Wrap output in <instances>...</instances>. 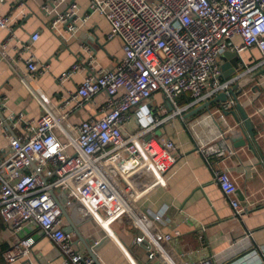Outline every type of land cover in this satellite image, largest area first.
Listing matches in <instances>:
<instances>
[{
  "label": "built area",
  "instance_id": "1",
  "mask_svg": "<svg viewBox=\"0 0 264 264\" xmlns=\"http://www.w3.org/2000/svg\"><path fill=\"white\" fill-rule=\"evenodd\" d=\"M88 9L107 21L106 37L120 39L122 55L106 67L87 49L85 58L78 56L57 76L63 83L84 71L82 81L53 105L35 83L50 69L32 53L39 33L19 41L11 11L0 14V29L6 31L0 40V60L15 72L41 111L36 118L23 111L0 116V126L10 125L7 146L0 149V216L5 232L18 238L2 253L4 264L31 252L35 237L23 235L26 228L38 229L54 242L62 264H96L80 251L73 232L64 230L61 205L102 225L104 218L108 224L130 223L140 230L135 243L145 247L149 259L163 255L170 264H214L208 258L192 263L167 252L136 204L161 183L174 160V140L158 129L170 117L167 110L182 119L185 112L227 92L240 77L239 67L246 71L255 66L242 59L245 50L257 49L264 62V0H89ZM40 11L51 31L63 24L71 34L89 16L79 17L74 0H44ZM12 39L14 56L7 48ZM226 51L237 54L238 60L233 75L224 78L221 57ZM100 93L105 99L98 105ZM180 98L186 101L182 105ZM88 103L98 105L99 114L71 121ZM233 105L228 98L218 110L222 113ZM5 108L1 99V114ZM200 148L206 158L233 153L225 139ZM214 179L240 217L245 205L236 197L235 181L221 171ZM164 212L148 213L149 219L165 222ZM173 232L179 234L177 229ZM245 236L249 238L250 232ZM262 251L264 247H257L251 253ZM254 264H264V258Z\"/></svg>",
  "mask_w": 264,
  "mask_h": 264
},
{
  "label": "crops",
  "instance_id": "2",
  "mask_svg": "<svg viewBox=\"0 0 264 264\" xmlns=\"http://www.w3.org/2000/svg\"><path fill=\"white\" fill-rule=\"evenodd\" d=\"M43 1L20 0L22 4H19L17 0H3L0 1V14L11 11L15 37L19 41H25L34 31L39 33L38 40L32 44V53L41 61L48 62L50 69L36 77L35 83L43 97L53 105L62 94L82 81L84 71L75 73L63 83L57 78L78 56L85 58L87 49H91L96 61L109 67L121 57L122 50L120 39H107L108 23L101 15L90 12L89 0H74L78 5L79 17L89 16L78 22L73 34L66 31L63 24L57 32L47 27L48 20L40 11ZM5 36L6 31L0 29V40ZM15 41L12 39L7 46L13 56ZM27 55L25 52L22 57ZM241 57L249 66H255L246 71L239 67L237 71H241L240 77L231 87L235 85L236 89H242L238 99L256 131V145L252 143L254 149L258 147L256 154L246 146L234 148L229 138L242 130L235 105L230 109L235 111L237 117L232 113L222 114L218 105L188 117L183 114L182 119L168 117L164 126L158 129L174 140V160L163 174L161 183L136 204L140 216L147 221L150 231L158 237L166 251L192 263L208 258L214 264H254L264 258V251L261 255L251 253L257 247H264V62H261V54L255 48L243 51ZM17 67L23 68V63L19 61ZM1 99L6 105L3 115L23 111L28 117L36 118L41 112L38 103L28 94L15 72L0 60ZM104 99L105 95L100 93L97 96L98 105ZM185 102L178 99L180 105ZM98 105H83L70 120L98 115ZM169 112L172 111L168 109V115ZM6 130L9 131L4 125L0 126V149L7 146ZM219 139H225L233 153L224 158L204 157L200 145ZM218 171L225 172L236 183V197L245 205L240 217L233 212L214 179ZM162 211H165V222L149 219L148 213L160 214ZM68 213L82 236L90 242L89 246L93 248L99 264H170L163 255L148 258L145 247L135 243L140 230L130 223L114 221L108 224L104 218V221L101 220L105 225H102L76 210ZM110 229L113 231L110 232ZM175 229L179 231L178 235L174 234ZM247 232H250L249 238L245 236ZM29 233L35 237L31 252L13 264H62L60 251L54 242L38 229L26 228L23 235ZM17 239L15 235L5 232L0 216V264H4L2 253ZM79 249L88 254L82 244H79Z\"/></svg>",
  "mask_w": 264,
  "mask_h": 264
},
{
  "label": "water",
  "instance_id": "3",
  "mask_svg": "<svg viewBox=\"0 0 264 264\" xmlns=\"http://www.w3.org/2000/svg\"><path fill=\"white\" fill-rule=\"evenodd\" d=\"M222 60L224 61L222 63V76L224 78H227L229 75H231L232 73H234V70L237 66V60H238V56L237 54H235L234 52H225L222 55ZM242 91L241 87L239 89H236L235 85L233 87H230L228 89L227 92H220L218 93L214 98L197 105L196 107L192 108L191 110H189L187 113H184V117H188L196 112H199L202 109H207L209 110V108L213 105H218L219 107L221 106V103L226 101L229 97H231L234 101V105L235 108L239 114V118L241 120V131L239 132H235L234 134L230 135L229 138L232 141V144L234 146V148H239V147H243L246 146L248 149H250L252 151V153L256 154L255 149L258 147L256 146V148L254 149L252 143L255 144V135H256V131L254 130V126L247 114V112L244 110V108L242 107L239 99H238V95L239 93ZM228 113H232L234 114L236 117L237 115L235 114V111L233 109H229V110H222V114L227 115ZM0 116L2 119H4L3 114L0 113ZM237 120H239L238 118H236ZM5 127H7V129L10 130V125L5 122ZM61 210H62V215L64 216L65 220H66V226L64 227V230L67 232H73V234L75 235V239L74 242L75 244L79 245L82 244L88 254H90L93 258L96 264H99L98 261L96 260V257L94 256L93 253V248H91L89 246V241H87V239H85L81 232L79 231L78 227L74 224L71 216L69 215V213L62 207L61 205Z\"/></svg>",
  "mask_w": 264,
  "mask_h": 264
},
{
  "label": "rangeland",
  "instance_id": "4",
  "mask_svg": "<svg viewBox=\"0 0 264 264\" xmlns=\"http://www.w3.org/2000/svg\"><path fill=\"white\" fill-rule=\"evenodd\" d=\"M169 114H170V119H171V118H172V119H173V118L176 119L177 117H179V116H177V115H171V114H173L172 112H171V113L169 112ZM170 119H169V120H170ZM166 122H167V121H166ZM166 122H165V123H166ZM185 123H186V121H185ZM89 224L91 225V223H89Z\"/></svg>",
  "mask_w": 264,
  "mask_h": 264
},
{
  "label": "bare ground",
  "instance_id": "5",
  "mask_svg": "<svg viewBox=\"0 0 264 264\" xmlns=\"http://www.w3.org/2000/svg\"><path fill=\"white\" fill-rule=\"evenodd\" d=\"M205 143H202L201 145H204Z\"/></svg>",
  "mask_w": 264,
  "mask_h": 264
}]
</instances>
